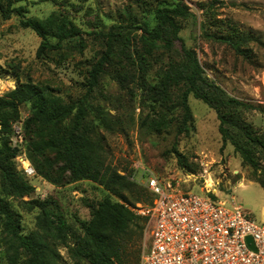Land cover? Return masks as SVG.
<instances>
[{
  "label": "rangeland",
  "instance_id": "obj_1",
  "mask_svg": "<svg viewBox=\"0 0 264 264\" xmlns=\"http://www.w3.org/2000/svg\"><path fill=\"white\" fill-rule=\"evenodd\" d=\"M177 1L16 0L15 6H21L26 17L45 20L61 14L84 34L81 46L75 40L62 50L39 57L40 38L36 33L22 28L17 16L8 20L0 18V97L27 80L49 87L65 103L75 104L86 97L87 122L95 126L93 135L103 138L107 164L135 184L133 191L125 192L132 208L149 204L148 182L155 178L166 188L201 196L211 194L226 206H241L250 217L264 220V189L255 181L261 171L244 163L230 143L223 146L216 110L190 95L189 133L178 135L181 112L175 101L160 106L141 85L136 50L142 51L143 22L153 27L156 9L174 6ZM181 1L195 18L179 19V35L188 48L196 51L208 82L219 88L224 96L243 100L257 108L223 112H232L264 136V0ZM203 26L210 34L254 39L244 46L245 54L242 55L228 44L204 38ZM111 29L127 36L128 41L125 43L122 36L114 41L113 55L99 85L87 94L88 71L106 49V38L101 34ZM182 42L175 43L172 57H178ZM170 59L161 52L154 54L145 74L146 86L158 81L160 68ZM29 108V104H22L19 119L12 124V147L15 128L20 127L24 133ZM102 116L105 124L99 126L96 121ZM16 161L17 169L23 170V163ZM260 163L264 168V154ZM27 181L34 191L20 199L4 192L0 177V197L19 215L25 235L40 233L45 237L48 226H53L42 221L40 209L29 204L32 200L48 201L55 223L62 218L74 229L81 221H89L92 208L109 195L101 185L88 180L55 185L36 174ZM138 196L141 201L135 200ZM113 199L117 200L115 196ZM142 226L141 222L132 227L129 264H137L140 256L145 239V226L143 229ZM7 238L0 227V264H11L14 251ZM55 238L48 240L58 254L57 264H77ZM17 257V263L23 264L26 256L21 249Z\"/></svg>",
  "mask_w": 264,
  "mask_h": 264
},
{
  "label": "trees",
  "instance_id": "obj_2",
  "mask_svg": "<svg viewBox=\"0 0 264 264\" xmlns=\"http://www.w3.org/2000/svg\"><path fill=\"white\" fill-rule=\"evenodd\" d=\"M15 2L16 0H0V18L8 20L13 15L17 16L22 28L36 33L40 38L37 56L62 50L75 40L81 46L84 32L73 21L61 14L45 20L28 18L21 6H15ZM187 16L195 18L187 5L179 0L174 6L156 9V24L153 27L148 22H143V34L140 36L142 51L136 50L138 69L143 80L141 85L148 91L151 100L160 106H168L175 101L174 104L181 112L178 135L189 133V124L192 121V111L188 103L190 95L214 108L220 122L219 132L223 146L230 143L244 163L261 171V176L255 181L264 189V168L260 163L264 154L263 134L253 130L232 112H223L257 108L243 100L224 96L219 88L208 82L196 51L188 48L179 35V19ZM101 35L106 38V49L88 71L87 94L99 85L105 67L113 55V43L122 33L111 29ZM203 35L206 39L228 44L242 55L245 54L244 46L254 39L251 36L233 38V35L210 34L204 26ZM122 37L126 43L128 37ZM177 41L182 42L181 50L178 51V57H172ZM156 52L171 59L166 66L160 68L158 81L146 86L148 82L145 74ZM22 104H29L30 116L25 121L24 133L22 130V146L12 147V124L19 119ZM88 116L86 97L75 104L65 103L49 87L31 80L18 83L14 90L0 97V177L4 192L23 199L34 191V187L27 181L29 177L23 170L17 169L16 160L22 154L32 164L37 176L52 184L88 180L109 192L108 196L92 208L91 219L81 221L79 227L74 229L62 218H58L59 221L55 223L48 201L32 200L29 204L32 208L40 209L42 221L53 225L48 226L50 228L45 232V237L40 233L23 234L19 215L9 202L0 197V227L7 234V243L14 251L11 264H18L16 259L20 249L26 256L23 264H57L58 254L48 240L55 236L77 264H129L128 243L132 238V227H137L142 222V229L144 226L146 228L147 219L132 210L129 204L131 201L125 196V192L133 191L135 184L107 164L103 138L93 135L95 126L87 122ZM96 122L99 126L104 125V116ZM177 156L181 162L178 152ZM149 193L150 204L153 195L150 191ZM208 195L217 200L215 196ZM135 200L141 201L142 198L138 196ZM139 262L140 256L137 264Z\"/></svg>",
  "mask_w": 264,
  "mask_h": 264
},
{
  "label": "built area",
  "instance_id": "obj_3",
  "mask_svg": "<svg viewBox=\"0 0 264 264\" xmlns=\"http://www.w3.org/2000/svg\"><path fill=\"white\" fill-rule=\"evenodd\" d=\"M14 143L23 144L20 127ZM17 159L28 177L35 176L25 154ZM148 189L152 202L132 208L147 219L139 264H264V220L209 195L166 188L155 178Z\"/></svg>",
  "mask_w": 264,
  "mask_h": 264
},
{
  "label": "water",
  "instance_id": "obj_4",
  "mask_svg": "<svg viewBox=\"0 0 264 264\" xmlns=\"http://www.w3.org/2000/svg\"><path fill=\"white\" fill-rule=\"evenodd\" d=\"M250 240V239H249Z\"/></svg>",
  "mask_w": 264,
  "mask_h": 264
}]
</instances>
